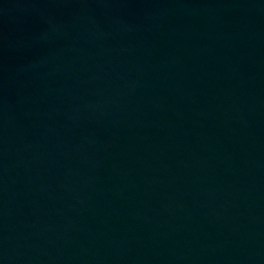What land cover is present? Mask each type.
I'll return each instance as SVG.
<instances>
[{"label":"water","instance_id":"obj_1","mask_svg":"<svg viewBox=\"0 0 264 264\" xmlns=\"http://www.w3.org/2000/svg\"><path fill=\"white\" fill-rule=\"evenodd\" d=\"M0 264H264V0H0Z\"/></svg>","mask_w":264,"mask_h":264}]
</instances>
